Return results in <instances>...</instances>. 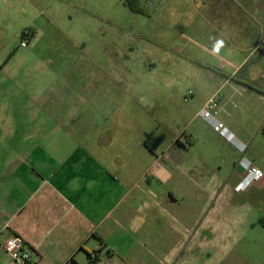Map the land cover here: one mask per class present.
Listing matches in <instances>:
<instances>
[{"label":"rangeland","instance_id":"rangeland-1","mask_svg":"<svg viewBox=\"0 0 264 264\" xmlns=\"http://www.w3.org/2000/svg\"><path fill=\"white\" fill-rule=\"evenodd\" d=\"M127 1L0 0V173L24 139L102 141L107 152L121 141L154 156L172 140L190 142L182 154L216 191L217 239L199 241L193 228L184 234L180 226L189 229L198 215L187 204L171 216L168 254L145 252L120 264H264V184L234 189L242 158L264 173V53L232 81L241 90L229 103L231 117H220L241 150L200 115L211 97L233 93L230 85L215 93L233 68L216 55L220 44L208 37L200 1L134 0L144 14ZM243 1L264 20V0ZM247 75L253 81L241 83ZM57 152L66 156L64 147Z\"/></svg>","mask_w":264,"mask_h":264},{"label":"crops","instance_id":"crops-1","mask_svg":"<svg viewBox=\"0 0 264 264\" xmlns=\"http://www.w3.org/2000/svg\"><path fill=\"white\" fill-rule=\"evenodd\" d=\"M199 1L198 15L209 22L208 37L220 44L216 55L224 59L222 67L233 68L215 92L220 96V89L231 86L233 93L221 99L228 118L229 103L241 90L232 81L249 60L264 53V20L243 0ZM247 76L240 82L253 81ZM189 143L172 140L159 156L121 141L108 152L102 141L79 138L24 139L12 145L0 173V264H16L5 251L15 236L31 252L28 264H120L145 252L168 254L171 216L184 212L187 204L198 215L189 229L180 226L184 234L193 228L199 241H215L216 191L202 185L196 163L182 154L193 147ZM60 147L66 156H58ZM241 160L236 163V190L244 174ZM263 184L264 179L251 187ZM202 193L207 198L198 200ZM221 208L229 210L228 205ZM172 228L180 243L186 240L176 224Z\"/></svg>","mask_w":264,"mask_h":264},{"label":"built area","instance_id":"built-area-1","mask_svg":"<svg viewBox=\"0 0 264 264\" xmlns=\"http://www.w3.org/2000/svg\"><path fill=\"white\" fill-rule=\"evenodd\" d=\"M29 42L30 37L29 34H27L23 37L21 46L24 48L28 47ZM222 113L223 107L221 105V99L218 98V95H215L206 102L200 115L214 129V131L220 133L223 137L240 147L242 150L245 145L234 137L233 133L228 129L225 121L220 118ZM241 165L244 169V174L238 189H245L246 187L264 179L263 171L252 165L247 159L243 158L241 160ZM5 251L16 264H28L30 261L31 252L26 248V242L21 236L13 237L5 245Z\"/></svg>","mask_w":264,"mask_h":264},{"label":"trees","instance_id":"trees-1","mask_svg":"<svg viewBox=\"0 0 264 264\" xmlns=\"http://www.w3.org/2000/svg\"><path fill=\"white\" fill-rule=\"evenodd\" d=\"M133 1H134V0H128V1H127V4L131 7L132 10H134V11H136V12H141V13H143V14L146 13L144 9H141V10L139 9V10H137L136 8H134V6L132 5V4H133ZM30 32L33 33L32 30H31ZM27 34H30L29 31H25V32L23 33V37L26 36ZM263 93H264V92H263ZM263 134H264V126H263ZM93 261H97V259H92V258H91V262H93Z\"/></svg>","mask_w":264,"mask_h":264}]
</instances>
